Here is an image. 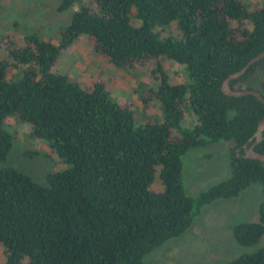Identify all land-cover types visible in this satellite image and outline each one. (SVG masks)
Instances as JSON below:
<instances>
[{
	"label": "trees",
	"instance_id": "obj_1",
	"mask_svg": "<svg viewBox=\"0 0 264 264\" xmlns=\"http://www.w3.org/2000/svg\"><path fill=\"white\" fill-rule=\"evenodd\" d=\"M80 2L58 0V12L79 7L56 44L33 34L0 38V163L12 140L2 126L13 117L67 165L47 174L45 186L0 167L1 264H143L181 236L202 207L253 184L262 195L257 219L234 224L231 236L239 246L257 244L264 237V167L244 158L242 145L252 143L264 106L252 95L226 96L220 86L264 50V7L240 0ZM81 36L113 67L154 64L160 81L141 103H158L161 122L136 125L102 83L83 88L53 70ZM159 59L181 65L190 82L169 83ZM229 88L264 99V57ZM186 107L194 117L190 130L180 128ZM218 142L232 143L230 176L186 195L181 156ZM253 151L264 155V130ZM223 264H264V243Z\"/></svg>",
	"mask_w": 264,
	"mask_h": 264
},
{
	"label": "rangeland",
	"instance_id": "obj_2",
	"mask_svg": "<svg viewBox=\"0 0 264 264\" xmlns=\"http://www.w3.org/2000/svg\"><path fill=\"white\" fill-rule=\"evenodd\" d=\"M240 1L248 7H264V0ZM90 2L81 0L80 3L87 5ZM57 4L58 0H0V38L21 41L24 36L33 34L56 44L59 32L68 25L72 13L79 7V4H74L66 11L58 12ZM3 56L0 42V58ZM158 62L169 83L187 85L190 82L181 65L166 59H159ZM53 70L83 88L102 83L114 102L133 112L136 125L162 120L158 103L152 101L146 108L141 103L142 93L154 90L160 81L154 64L131 69L113 67L94 54L81 36L57 58ZM193 124L194 117L186 107L180 128L190 130ZM2 128L12 140L0 167H12L41 186L46 185L47 174L67 167L44 141L30 136L28 125L9 117ZM231 147V142H218L191 149L181 156V184L186 195L195 196L230 176L228 156ZM261 199L259 187L253 184L235 198L212 201L201 208L181 236L166 241L145 255L143 264H223L254 251L263 245L264 237L253 246H239L231 236V227L239 222L256 221Z\"/></svg>",
	"mask_w": 264,
	"mask_h": 264
},
{
	"label": "water",
	"instance_id": "obj_3",
	"mask_svg": "<svg viewBox=\"0 0 264 264\" xmlns=\"http://www.w3.org/2000/svg\"><path fill=\"white\" fill-rule=\"evenodd\" d=\"M263 57H264V50L259 54H257L256 56H254L253 58H251L250 60H248L246 64L243 67H241L238 71L229 74L221 83L220 86L221 93L230 97H241L246 95H252L264 106V99L262 98L259 92L255 90H232L229 88V82L231 80H234L239 76H241L250 65L259 61ZM263 130H264V117L257 122L256 129L253 135L248 139V142L252 141L250 146L246 147V144H244L242 145V149H243L244 158L257 160L264 167V155L253 151V147L261 140V132Z\"/></svg>",
	"mask_w": 264,
	"mask_h": 264
}]
</instances>
